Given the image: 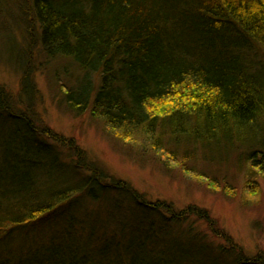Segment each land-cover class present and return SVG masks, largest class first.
I'll list each match as a JSON object with an SVG mask.
<instances>
[{
  "label": "trees",
  "instance_id": "trees-1",
  "mask_svg": "<svg viewBox=\"0 0 264 264\" xmlns=\"http://www.w3.org/2000/svg\"><path fill=\"white\" fill-rule=\"evenodd\" d=\"M29 12L45 55L78 71L71 109L214 192L237 196L198 161L236 154L248 181L264 177V0H32ZM24 80L19 96L0 87V264H264L207 210L150 201L40 126Z\"/></svg>",
  "mask_w": 264,
  "mask_h": 264
},
{
  "label": "rangeland",
  "instance_id": "rangeland-1",
  "mask_svg": "<svg viewBox=\"0 0 264 264\" xmlns=\"http://www.w3.org/2000/svg\"><path fill=\"white\" fill-rule=\"evenodd\" d=\"M31 7L32 0H0V87H5L11 96H19L24 94V77L28 78L35 89L28 91L36 92L35 99L29 94L37 114L32 117L38 118L40 126L73 141L90 161L101 164L150 201H166L178 210L188 206L205 209L247 256L264 254V177L248 181L243 165H237L236 154L223 165L198 161V170L217 175L220 180L227 177V185L237 191V196L214 192L175 169L167 172L149 148L117 139L89 110L71 109L65 91L78 80V71L65 59L50 60L45 55L37 32L39 26L30 19ZM65 152L68 153L64 151L63 158L67 159ZM255 185L258 192L250 194ZM86 206L99 211L111 209L105 203ZM15 242L19 239L15 238Z\"/></svg>",
  "mask_w": 264,
  "mask_h": 264
}]
</instances>
